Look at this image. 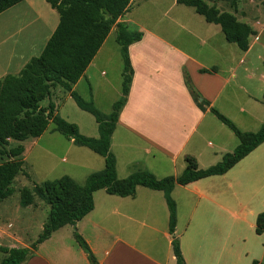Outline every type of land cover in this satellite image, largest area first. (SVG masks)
I'll return each instance as SVG.
<instances>
[{"label":"crops","instance_id":"0c3cea01","mask_svg":"<svg viewBox=\"0 0 264 264\" xmlns=\"http://www.w3.org/2000/svg\"><path fill=\"white\" fill-rule=\"evenodd\" d=\"M241 6L237 0L236 8L225 11L255 31L247 51L226 41L220 26L205 20L197 31L182 25L186 36L180 43L172 40H180L173 32L164 35L141 28V40L128 47L133 75L110 139L119 180L138 169L158 179L176 177L188 160L204 169L201 159L206 154L222 159L229 153L224 143L209 141L224 124L209 109L197 106L185 86L184 70L200 100L209 106L226 116L236 112L255 125L264 123V111L259 116L260 108L256 109L264 94V11L246 16ZM119 21L129 22L124 16ZM58 22L59 15L47 0H23L0 13V78L18 74L39 56ZM113 30L73 90L81 80L90 81L89 73ZM144 108L150 123L144 119ZM119 170L125 177L119 176ZM171 198L176 206L173 234L162 191L137 186L133 196L120 197L96 190L93 209L74 225L52 232L23 264H89L78 245L65 242L74 238V231L98 264H176L173 237L185 264H264V233L255 231L257 215L264 211V142L222 175L176 184ZM2 201L0 246L30 247L34 236L28 231L42 229L49 213L33 204L11 207Z\"/></svg>","mask_w":264,"mask_h":264},{"label":"trees","instance_id":"16d2710c","mask_svg":"<svg viewBox=\"0 0 264 264\" xmlns=\"http://www.w3.org/2000/svg\"><path fill=\"white\" fill-rule=\"evenodd\" d=\"M23 0H0V13ZM131 0H47L59 15V22L47 41L43 51L31 58L16 75L8 74L0 78V153L10 159L0 163V201L12 195L11 185L22 171L24 147L18 144L6 150L10 141L23 142L29 138L40 137L54 123L59 131L74 143L87 147L104 158V168L90 174L83 185L72 178L62 176L52 181L34 185L33 192L49 206V214L42 226V232L30 247L8 248L0 246L3 258L0 264H23L34 256L37 247L50 237L52 232L69 224L74 225L93 209V192L104 189L106 193L120 197L133 196L137 186L162 191L169 212V232L174 233L176 224V206L171 191L176 184L186 185L193 181L222 175L264 142V123L256 132H242L227 117L209 106L206 100L193 87L188 73L184 70L185 86L201 110L209 111L227 126L239 139L235 149L223 155L221 161L204 169L196 167L188 160L187 167L180 175L156 178L147 170L138 169L119 180L116 176L115 156L110 151V139L120 109L125 103L129 91L133 70L128 47L141 40L142 32L130 30L125 22L119 21L129 10ZM208 1L214 0H176L177 4L191 7L207 23L219 25L226 41L234 43L241 51L249 48L250 37L255 31L250 25L237 20L226 11H221ZM229 2L231 7L237 0H219ZM115 29V41L120 48L123 61L121 97L113 104L108 115L101 113L92 101L84 100L72 89L84 74L95 57L111 29ZM61 87L83 111L93 115L98 125V137H87L79 133L77 127L55 113V105L50 102L47 108L40 105L49 97L52 89ZM264 104V94H263ZM32 192L24 188L20 196V205L32 204ZM257 234L264 233V211L256 218ZM78 246L86 254L89 264H98L86 241L76 231L73 233ZM176 264H185L179 241L172 239ZM252 264H260L253 261Z\"/></svg>","mask_w":264,"mask_h":264},{"label":"rangeland","instance_id":"374dc122","mask_svg":"<svg viewBox=\"0 0 264 264\" xmlns=\"http://www.w3.org/2000/svg\"><path fill=\"white\" fill-rule=\"evenodd\" d=\"M241 3V8L244 10L242 14L246 16L252 11H264V0H241ZM208 4H214L221 11L234 9L237 6L231 7L229 2L219 0L208 1ZM124 18L129 20L126 25L130 30L137 31L139 30L138 27H140V31L142 29H155L164 35H170L173 32L180 39L177 40L175 37L172 39L177 43L184 41L183 39L186 36L181 27L182 25H185V29H189V31H197V28L201 30L202 25L205 24L204 18L197 15L193 8L177 4L176 0H131L129 11L126 16L124 15ZM122 70L123 61L120 48L115 41V31L113 30L106 40L98 59H96V68L89 73L90 81L81 80L74 90L84 100L92 101L93 105L101 113L108 115L112 112L113 104L121 97L122 77L120 72ZM50 102L55 104V113L67 122L74 123L80 134L87 137H98V125L93 115L81 110L61 87L52 89L50 96L44 98L40 105L47 108ZM145 108L143 116L145 121L150 123V116ZM258 108H260V111L257 110V115L261 116L262 111H264L262 102L257 105L256 109ZM220 113L223 114L222 112ZM227 114L229 116L223 115L239 129L246 130V132H256L262 125H255L258 123L246 120L236 112H227ZM218 126L219 130L210 136L209 141L215 145L218 142L224 143V148L230 153L238 145V138L227 126ZM18 144H22L24 147L22 154L24 163L22 171L16 176L11 185L12 195L1 202L6 206H20L22 189L27 188L32 192L34 208H41L44 212L46 209V213H49V206L33 192L34 185H40L62 176H68L79 185H83L90 174L100 172L104 166V158L102 156L87 147L77 145L71 141L68 137L55 130L54 123L51 121L40 137L29 138L24 143L10 141V144L4 148L8 150ZM207 152H210V149H207ZM206 155V157L201 159L203 167H209L221 160L220 156L214 158L215 156ZM9 159L6 154L0 153V163H4ZM119 176L125 177L120 170ZM35 230L36 228H33L28 231L29 236H34L33 241L37 239L42 231L41 228L38 232ZM65 242L77 248L78 244L74 238H68ZM1 243L5 242L1 241ZM47 249L53 250L51 246H48ZM2 258L3 254L0 252V260Z\"/></svg>","mask_w":264,"mask_h":264}]
</instances>
